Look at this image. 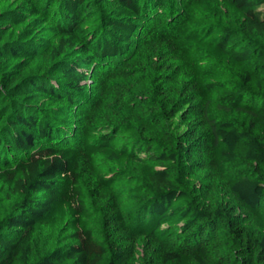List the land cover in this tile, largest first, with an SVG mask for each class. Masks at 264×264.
<instances>
[{"label":"trees","instance_id":"16d2710c","mask_svg":"<svg viewBox=\"0 0 264 264\" xmlns=\"http://www.w3.org/2000/svg\"><path fill=\"white\" fill-rule=\"evenodd\" d=\"M0 100V264H264V0H0ZM58 226L68 240L35 259Z\"/></svg>","mask_w":264,"mask_h":264},{"label":"rangeland","instance_id":"374dc122","mask_svg":"<svg viewBox=\"0 0 264 264\" xmlns=\"http://www.w3.org/2000/svg\"><path fill=\"white\" fill-rule=\"evenodd\" d=\"M178 8H180L179 10L182 11V2L181 1H176ZM94 3V2H93ZM96 4V3H95ZM176 5V6H177ZM95 11H93L90 14V17L88 19H86L87 23L84 25V28L89 31V32H93L94 29H96L101 22L103 23L106 17V14H109L108 11V6H104V5H98L96 4L95 7ZM168 10L165 12V14L163 15V18L161 20L162 25H160L158 32L163 30L164 27L167 26V24L169 23V20L171 18H169L168 16ZM146 27L144 29L146 30H141L138 31L136 33V35H134V37L132 38L131 44L129 46L128 49V58L130 59H134V60H141L144 62L145 58H146V52H145V47L146 44H148V41L150 40L151 37H149L148 35V31H151L155 26H154V22L153 19L149 20L146 23ZM37 26L32 25L31 27H28L27 29L30 30V33L32 32H37L36 34L41 35L43 32V29H38L36 28ZM36 28V31H35ZM24 28H18L13 37L17 36L18 34L21 33V31ZM123 61L122 60H111L106 66L102 65L99 67H96V71H94L90 78H88L85 82V87L86 91L84 93V99H86V102L84 103V105H87V109L91 108V102L92 100L97 97L98 92L100 90L99 85V81L102 80L103 78H105V76L107 74H109L110 72H115L121 65ZM37 64H43V62L37 63ZM44 65L47 66L48 68V64L44 62ZM39 66V65H38ZM43 66V65H42ZM50 68H48L49 70ZM35 71V68H33L32 73ZM7 103V105H5ZM27 104L30 105H38L41 108H48V104L43 102L41 99L34 97V99L29 98L28 100H26ZM4 105V106H3ZM9 102H4L3 100H0V107H8ZM80 117V116H79ZM81 119V118H80ZM97 125H104L105 123L102 121H98L96 123ZM105 169H107V172L109 174H116L122 171H127L125 168H123L122 166L118 165V166H112V165H104ZM81 185L84 187L85 190V194L87 197V203L89 205V207L92 210L93 213V217H92V222H91V227L93 228V231L96 235H102V210L98 207L95 208V205L92 203L93 201V195H92V191H93V187L90 186V184L88 183V179L82 176L81 179ZM10 202V200L8 198L5 197L4 195V191L2 189H0V219L4 217V215L6 214L9 205H7ZM52 237L49 236V232L47 230H42L41 231V237L42 239L39 240V237L36 236L35 241H34V246H35V259H38V257H41L44 253H46L48 250L53 249L55 246H58L64 242H66L67 239V233H66V229L65 226H58L52 233L51 235Z\"/></svg>","mask_w":264,"mask_h":264}]
</instances>
